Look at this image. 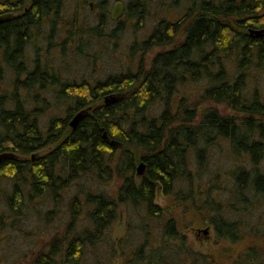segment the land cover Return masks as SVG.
I'll return each mask as SVG.
<instances>
[{
	"label": "trees",
	"instance_id": "trees-1",
	"mask_svg": "<svg viewBox=\"0 0 264 264\" xmlns=\"http://www.w3.org/2000/svg\"><path fill=\"white\" fill-rule=\"evenodd\" d=\"M26 1L32 4L27 10ZM150 1L129 2L128 16H143ZM84 3L0 0V14L18 11L0 20V156L7 155L0 160V235L15 224L25 231L30 220L37 225L50 221V211L39 207L60 206L75 192V183L70 221L59 227L60 240L44 244L51 243L50 249L31 264H84L87 252L93 253L91 264H113L116 256L123 257L121 264H264V100L251 88L264 67V36L249 34L264 27V13L259 15L264 0L194 1L180 20L161 21L144 42L148 49L172 46L155 55L149 70L140 66L139 74L109 75L94 87L87 82L79 87L71 79L58 84L56 66L89 58L92 42L100 47L98 40L112 41L125 30L120 21L106 30L104 3L97 6L102 10L97 23L90 25ZM70 14L74 21L62 24L60 19ZM35 39L47 46H35L31 58L27 49ZM7 75L13 77L11 89L4 88ZM192 83L196 98L190 102ZM49 84L61 88L57 98L64 94L63 99L55 102L65 104L67 114L51 115L43 125L40 108L51 105ZM123 90L128 94L116 95L117 101L96 105ZM206 103L225 104L241 116L204 108ZM83 110L86 116L73 128L71 120ZM140 163L146 166L141 176ZM113 171L121 180L115 199L102 190L81 191L82 178L110 181ZM159 189L174 198L177 209L184 200L207 199L208 222L224 247L215 254L196 250L173 212L155 203ZM121 205L138 214L143 210L160 232L149 223L129 224L117 254L107 230ZM83 215L88 222L72 228Z\"/></svg>",
	"mask_w": 264,
	"mask_h": 264
},
{
	"label": "rangeland",
	"instance_id": "rangeland-1",
	"mask_svg": "<svg viewBox=\"0 0 264 264\" xmlns=\"http://www.w3.org/2000/svg\"><path fill=\"white\" fill-rule=\"evenodd\" d=\"M133 1L134 0H86V3H84L82 7H86L88 12L91 13V15L86 16V18L89 17L87 21H89L88 23L90 25L97 23L98 20H96V15H98L97 18H99V16L102 14V10H100V8H97V6L98 4L104 3L105 8L103 9H109L106 17V21L107 24H109V27H106V30L110 29L108 30V32H110L111 29L113 30L117 26V23L119 21L124 25L125 30L121 34H116L117 39L110 38L112 39V41L98 40V43L100 42V47H97V43L95 42H92L91 44L88 42V44L91 45L86 52V54L88 53V57L90 56L89 58L86 59L85 57H79L76 60L73 58L68 64L60 66V70L58 69L59 66H56V75L54 76L56 77V80H58V84L64 82L65 79H71V81L69 82L78 84L79 87H83L85 85V82H87L86 84L91 85V87H94L96 86L97 82L104 81L108 78L109 75H118L124 72L139 74L138 67L140 69V66H142V70H149L155 55L159 52L170 49L172 46H153L148 49L143 46L144 42L148 39L154 29L157 28L158 24L161 21L165 19L166 21L172 22H176L178 19L180 20L187 12L186 10L190 8L192 2H199L200 0H151L149 4L150 6L144 10V12L142 13L143 16H141L140 18L137 15L129 17V14H127L128 10L126 7L129 2ZM117 2H121L125 6V11L119 17L120 19L113 20L110 18V16L111 12L116 7ZM29 3V1H26V5H29ZM69 11H71V7H68V12ZM68 12L65 11V14H68ZM263 13L264 11H261L259 12V15ZM15 15H18L17 10L2 12L0 14V20L3 18L10 19ZM71 19L72 17L70 14L69 16L66 15L64 16V18H61L60 21L62 24H65V22L71 23L72 21H74V19ZM44 29L45 23L40 27V31L42 32ZM259 29H264V27H261ZM57 30H59V27H57ZM181 40L182 36H179L177 37L176 42L179 43ZM35 46L36 48H46L47 41H45L44 39H35V41L32 40L31 47L27 49L29 50V53L27 55L31 58H35ZM131 50L134 51L131 52ZM46 58L48 61L51 60L49 56H41L40 60L43 61ZM141 60L142 63H140ZM79 71L80 74L78 73ZM20 78H25V76ZM6 81L7 85L4 84V88L7 87L11 89L12 85L10 82L13 81L12 75H7ZM88 81L91 84H89ZM254 82L255 85H251L252 91L258 89L261 94L262 100H264V67L261 68V70L259 69ZM140 84L141 80H138L135 83L136 86H139ZM1 86L3 88V85ZM48 86H50L52 94L50 89H47L48 91H46V94L48 97L46 96V99L48 100V102L50 100L51 105H41L40 110L43 111V114L40 116V118L43 125L48 122L51 115L60 114V116L66 117L67 114V107L65 106V104L59 102L57 104L55 102V100L59 101L60 99H63L64 94H61L62 96L60 99L57 98V94L60 95L61 88H59L57 84H49ZM189 90H192V94L194 93L192 95V98L189 99L190 102H193L196 98V84L192 83L191 87L189 86ZM81 94H84L83 90H81ZM119 94H128V92L126 90H123L119 92L115 91L114 94H107L105 95L103 101L96 102V105L104 101L106 104L107 99L110 100L111 96H116ZM210 106L217 108L223 115L241 116L237 114V112L228 108L225 104H203L204 108ZM48 150L49 148L44 149L35 153V155L43 154ZM114 163L115 162H113V164ZM211 165L217 166V164ZM262 165L264 166V162ZM113 175L114 177L110 181L102 180L101 182H95L87 178H82V180L79 181L82 183L81 191L85 194L88 190H102L105 191V193L109 194L110 197H113L115 199L118 189L121 185V180L117 179V174L115 171H113ZM73 188L75 189V192L78 190L75 183L73 184ZM73 188L72 190H70V192L73 191ZM75 192L69 193V195H67V198L65 197V200L61 202L60 206L53 204L52 206L46 205L39 207L42 210L44 209V211L47 213H49L48 211H50V221H43L42 219V223H38L39 225H37L33 220H30V224L25 228V231H21V228L19 229L16 224L10 227L8 230L4 231L0 235V264H31L33 259L39 253L43 251L46 252L50 249L51 243L46 246L44 244H46L47 242H52L53 238L60 240L62 235L60 234V230L58 231V229L60 226H63L70 221V215L68 211L70 204H68V201ZM206 200L204 201V203H202L200 199H196V201L194 200L193 202L184 200L180 202L181 205L177 209L174 198L170 195H166L162 191V189H159L156 194L155 203L164 208V210L173 212L174 217L178 221V229L188 236L196 250L204 254H215L219 250V248L224 247V244L216 243L215 230L213 226L209 224L207 218V214L208 212L210 213V209L208 208V206H206ZM39 208L38 210H40ZM141 211L142 213L138 214L132 207L122 205L120 206L117 219L107 230L109 231V235L107 236V238L112 241L113 245H116L115 250L117 251V254H121V249L119 248L118 244L125 240V237L127 235V227L129 226V224L137 228L143 223H149L153 227L158 228L157 235L159 234L160 229L158 225L153 222L154 220L152 221L150 219H147V217L144 216L146 215L145 212L143 210ZM167 214L170 215V213ZM82 218L83 219L76 222L72 228L78 230L81 226H83V224H86L88 222L86 215H83ZM20 220L21 219H19L18 221ZM45 223L48 224L47 228H45L44 225H41ZM49 228L51 231L47 235H43ZM205 230H207V232H204ZM43 231L45 232L43 233ZM56 232H59V235L55 237ZM39 233L42 234L38 236ZM70 236L71 238L73 237V235L71 234ZM110 241L109 244H111ZM123 243H125V241ZM87 250H89V252L90 250L93 252V250L96 251V248H87ZM92 254H89L87 252L83 257L84 261L86 262L83 261L82 263L91 264L93 257ZM122 259L123 257L116 256L113 264H121V262H123Z\"/></svg>",
	"mask_w": 264,
	"mask_h": 264
},
{
	"label": "water",
	"instance_id": "water-1",
	"mask_svg": "<svg viewBox=\"0 0 264 264\" xmlns=\"http://www.w3.org/2000/svg\"><path fill=\"white\" fill-rule=\"evenodd\" d=\"M123 10H124V5L121 2H117L112 16L115 19L119 18L122 15ZM249 34L252 37H262V36H264V29H250ZM117 99H118V97L111 96L110 100L109 99L106 100L107 101L106 104H111V103L117 101ZM86 114H87L86 110L80 111L78 114H76L75 117H73V119L70 122L71 126L73 128H76V126L84 119ZM105 136L107 137V135H105ZM112 144H116V142L112 141ZM6 156L7 155H1L0 160ZM145 168H146L145 163H141L140 166L138 167V175L139 176L144 174ZM204 232H207V230H205Z\"/></svg>",
	"mask_w": 264,
	"mask_h": 264
},
{
	"label": "flooded vegetation",
	"instance_id": "flooded-vegetation-1",
	"mask_svg": "<svg viewBox=\"0 0 264 264\" xmlns=\"http://www.w3.org/2000/svg\"><path fill=\"white\" fill-rule=\"evenodd\" d=\"M31 5H32V4H31V2H30L29 5H25L24 9L27 10V8H28V7H31ZM114 9H115V8H114ZM113 11H114V10H113ZM113 11L111 12V16H110V18L113 19V20H118V19H120V18L115 19V18L112 16ZM124 11H125V6H124L123 13H124ZM123 13H122V14H123ZM44 20H45V19H44ZM46 20H47V19H46ZM78 20H79V21H83V16H82V17H79Z\"/></svg>",
	"mask_w": 264,
	"mask_h": 264
}]
</instances>
